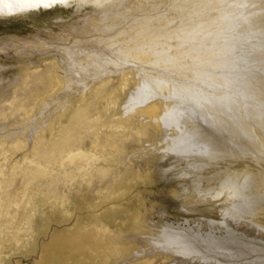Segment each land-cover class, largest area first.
Masks as SVG:
<instances>
[{
	"label": "rangeland",
	"instance_id": "rangeland-1",
	"mask_svg": "<svg viewBox=\"0 0 264 264\" xmlns=\"http://www.w3.org/2000/svg\"><path fill=\"white\" fill-rule=\"evenodd\" d=\"M189 1L192 2L167 1L166 6L150 8L152 11L149 14H143L147 2L125 0L123 7L134 5L135 8H128L129 13L116 19L115 24L121 22L124 31L120 33L129 29V36L144 35L153 28L155 31L158 28L159 31L170 30L180 18L184 21L185 11L195 6V3L188 6ZM137 3L140 6H136ZM117 10L112 8L110 11L116 14ZM98 12L91 4L78 9L75 3H70L66 7L58 5L0 16V92H9L5 106L4 102L0 105V113L4 112L3 116L0 115V264H197L189 260L179 262L176 257L153 253L152 237L161 226L183 229L202 239L230 236L244 244L264 248V232L254 226L256 223L264 227V217L261 216L264 200L252 207L256 213L261 210V214L250 215L254 222L231 224L224 216L225 195L215 198L208 197L210 194L206 195L207 192L202 193L204 198H201V194L196 195L194 171L184 160L161 150L162 141L166 140L162 139L165 133L162 131V134L152 125L146 110L152 105L158 107L161 103L165 104L166 100H153L143 108L136 109L129 121H125L126 124L120 122L123 119L119 115L120 105L137 80L134 75L139 68L140 73L146 69L144 59L133 62L131 55L121 57L117 48L121 47L124 52L132 47L122 45L123 39L115 41L118 44L113 41V48L108 46L107 40H114L112 37L116 38L117 35L111 30L84 38L68 31L83 26L88 14ZM211 14L208 13L210 17L217 16ZM205 15L209 17L206 13L203 18ZM146 20L152 24H147L149 28L131 29L135 23L144 24ZM141 35L134 39L135 44L149 45L152 42L144 43L145 38ZM103 39L107 42L100 45ZM171 40L173 38L168 42L161 41L174 46L175 41ZM170 52L173 50L152 51L156 63H152L153 60L151 63L159 68L152 66L150 71L154 74L164 69L167 74H173L170 82L181 83L184 81L182 72L189 75L185 72L188 70L182 67L181 71L178 69L175 72L172 63L177 64L178 61H174L176 58L170 56ZM157 54L160 55V63L158 59L155 60L156 57L154 59ZM167 55L170 57H165ZM74 56L77 58L74 59ZM119 56L127 57L123 60L126 63ZM111 61L121 64L114 67ZM226 61L237 65L234 70L237 75L245 72L242 68L244 61L237 58ZM69 65L70 70L74 67L72 70L76 71L71 72ZM96 66L100 69L103 67L101 70L97 67L102 74L93 73L84 81L74 75L77 70L91 71L90 68ZM170 67L172 71H167ZM252 68L248 70L250 73H253ZM24 69L28 72L37 69V73L21 80ZM47 72L55 79L54 83L57 81L56 86L51 93L34 96L35 91H32L37 85L41 87L37 75ZM235 73V77H239ZM101 75H108L109 78L105 76L108 83L102 91H95L97 87L93 90L91 84ZM56 78H64V81ZM194 82L191 83L198 84ZM65 93L74 95L67 99L68 108L58 111ZM42 103L49 104L44 111L51 113L50 119L42 111L40 114ZM19 104L27 106L28 113H12ZM79 108H88L87 112L94 117L88 123L91 129L85 128L80 119L72 118L73 110ZM56 119L58 123H55ZM76 152L86 156L80 170L76 169V161H70L71 154ZM232 167H236V164L228 166Z\"/></svg>",
	"mask_w": 264,
	"mask_h": 264
},
{
	"label": "bare ground",
	"instance_id": "bare-ground-1",
	"mask_svg": "<svg viewBox=\"0 0 264 264\" xmlns=\"http://www.w3.org/2000/svg\"><path fill=\"white\" fill-rule=\"evenodd\" d=\"M140 1H142L143 4L147 2L145 3V5L147 4L146 7L143 8L145 11L143 9H141V11H144V13L142 11L143 14H149V11H152L150 8H158L160 5L166 6L169 1L172 3L174 0H162L164 1L162 3H156L154 2L155 0H153V2H149L150 0ZM70 3H75L78 9L87 4H91L92 7L98 9L99 12L92 15L88 14L86 16L87 19L85 18L86 24L78 28L73 27L72 30L68 31L79 34L81 38H84L91 34H101L102 32L111 30L117 35L116 38L112 37L114 40H107L109 47H112L113 41L118 42L121 38L123 39L122 45L132 46L124 52L121 50V47L119 49L117 48L121 57L122 55L123 57L125 55H131L133 62L134 60L141 61L144 59L146 70H144V73H140L139 68V74L136 72L134 77L137 76V80L132 84L131 89L127 92L120 105L119 115L123 117L120 122L126 124L127 122L125 121H129L131 118L130 116L135 113L136 109L143 108L153 100H166V103L164 102L165 104L161 103L158 107L151 104L152 106L148 107L146 110L152 125L158 128L157 130L161 133L162 131L165 133L162 139L165 138L166 140L162 141L163 145L161 146V150L172 154L178 159L184 160L190 170H192V172L194 171V192L196 195L201 194V198L204 196L202 193L205 192H207L206 195L210 194L208 195L210 198H215L222 194L225 195V207H223L224 216L229 223L235 224L238 223V221H242L243 223L254 222L250 218V215L256 213L252 207L258 205V201L260 203V201L264 200V0H192V2L187 5L190 6L192 3H195V6L192 7L193 9L190 8L191 6L187 7L192 9L191 11L185 8V10L187 9L189 12L187 11V14L185 11L186 15L184 21L179 17V21H176L175 26L170 30L167 28L163 30L160 29L159 31L158 28V31H155V28L152 26L153 30H150L149 33H143L144 35L138 33L139 35L135 36L127 35L131 33L129 29L121 34L120 32L124 31L121 29L123 27L122 23L115 24V20L122 18L126 12H128V8H135L134 5L133 7L129 5L123 7L125 0H66L65 3L58 5H64V7H66V5ZM140 3H137L136 6H140ZM9 5L13 9V14L11 15L45 9L36 8L17 11V9L24 6L16 3L15 0H4V4L0 5V7H3V14H0V16H11L8 14ZM112 8L118 9L116 14L111 13L110 10ZM206 13L207 15L208 13H215L217 16L214 15L216 17L214 18V16L210 17L208 15L209 17H207L205 15L203 18ZM197 15L201 17L198 18ZM112 21L113 23L108 25V23ZM117 21L118 20H116V22ZM140 23H135V26L133 23L134 27L131 26V29L142 27L141 29L143 30V27H147V24H151L148 23V21L144 24ZM221 34H224V36L221 37ZM69 35H71V33ZM111 35L114 36L113 34ZM140 35L142 38H145L144 40L141 39L144 43L149 40L152 42H149V45L141 43L139 45L135 44L134 39ZM109 36L108 39L110 38ZM171 38H173L171 41H175L176 46L175 43L174 46H172L173 44L168 45L161 41L166 40L168 42ZM107 41L103 39L100 45L102 42L104 43ZM215 47H218V49H215ZM165 50H173L172 53L170 52V56L176 58L174 61H178L177 64L175 62V64L172 63L175 72L178 69L181 71L180 68L182 67L188 70L185 72H188L189 75H186V73L183 74L182 72V77L181 74L178 75L176 73V75L183 78L184 81H189L188 83L183 80L181 83H177L178 81L176 83L170 82L172 81L170 78L173 74H170V72L167 74L164 69H162L163 71L159 69L158 72L155 71L156 73L154 74L152 73L153 71H150V67L156 66L152 64L156 62L153 60V53L151 54V52H161ZM157 55L154 56V59L156 57V61L157 59L161 61L160 55H158L159 57H157ZM93 56L92 58H94ZM170 56L167 55L165 57ZM76 58L77 57L74 59ZM126 58L121 59L123 61L126 60ZM229 58H237L238 60L244 61L245 64L242 68L245 72L240 76L237 75L234 72L237 65L229 61L227 62L226 60ZM146 60L148 61L146 62ZM118 61H111V65L119 67L121 62H119V64H114ZM137 62L138 61H136V63ZM73 63L74 62H72V66ZM185 63H188L189 66ZM165 64L167 65L169 62ZM165 64H163V66ZM70 67L69 65V70ZM97 67L98 66L94 68ZM73 68L74 67H72V69ZM94 68H90L91 71L87 69L81 70L79 68L80 70H77L74 75L77 76L78 80L84 81V79L86 80V78L90 77L93 73L98 72L97 74H102L100 70L103 67L101 69L98 67L100 70L97 68L93 71L92 69ZM157 68L159 67L156 66V69ZM249 68H252L253 73L248 71ZM169 70L172 71V68L170 67L167 71ZM233 72L239 77L236 78ZM22 73L20 77L21 80L32 77V74L37 73V69L31 72L24 69ZM261 73H263L262 76H259ZM37 76V80L41 82V87L37 85L35 88L36 85L34 86L35 89L32 91H35L34 96L51 93L57 83V81L54 83L55 79L53 76L51 77L49 72ZM105 76L108 77V75L98 76L91 84L93 85V88H91L94 90L95 87H97L95 91H102L105 84L108 83V79H106ZM94 77L96 78V75ZM188 77L192 79H188ZM64 78H56V80L64 81ZM118 79L119 77H117V81ZM192 81H197L198 84H192ZM20 91L21 90H19V92ZM8 94L9 92L7 91L0 92V105L4 102L3 106H5V103L8 101ZM70 95L72 97L74 94ZM70 95L65 93L64 100L60 103L59 110L57 109L58 111L67 107V105L69 106V104H67V99ZM80 99L83 100L82 97H80ZM17 104L15 106H17ZM70 104L72 105L71 102ZM81 105L82 104H80V107H82ZM48 106V103H42L39 109L40 114L42 111L44 116L50 119L51 113L47 114V111H44L48 109ZM87 110L88 108L73 110L75 112L72 118L80 119V123L84 122L85 128L91 129L88 123L93 121L94 117L91 116ZM19 111H24L25 113L27 111L28 113L27 106L19 104L12 113ZM3 113L4 112H1L0 115ZM42 123L44 122H41V124ZM55 123H58L57 119ZM50 130H54V128H50ZM168 130L170 131L169 135H167L169 132ZM85 159L86 156L80 152L72 153L70 156V161H76L77 170L83 167L82 161ZM232 163L236 164V167L228 168ZM260 211L257 213L261 214ZM263 212L264 209H262V217H264ZM254 226L261 230V232H264L263 226L256 223H254ZM262 234L263 233H261V235ZM152 238V242H150L154 254L163 253L172 258L176 257L179 262L189 260L190 262H197V264H264V248L244 244L230 236L222 239L213 237L202 239L183 229L161 226L157 234L155 233ZM146 256H148L147 253Z\"/></svg>",
	"mask_w": 264,
	"mask_h": 264
},
{
	"label": "snow or ice",
	"instance_id": "snow-or-ice-1",
	"mask_svg": "<svg viewBox=\"0 0 264 264\" xmlns=\"http://www.w3.org/2000/svg\"><path fill=\"white\" fill-rule=\"evenodd\" d=\"M16 3L22 4L24 7L17 9V11H24L26 9H36V8H51L58 4L65 3L66 0H15ZM4 4V0H0V5ZM0 14H3V7H0ZM8 14H13V9L8 6Z\"/></svg>",
	"mask_w": 264,
	"mask_h": 264
}]
</instances>
